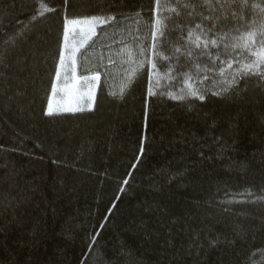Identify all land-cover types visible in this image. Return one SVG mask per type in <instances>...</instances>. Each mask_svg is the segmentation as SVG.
<instances>
[{
    "label": "trees",
    "instance_id": "1",
    "mask_svg": "<svg viewBox=\"0 0 264 264\" xmlns=\"http://www.w3.org/2000/svg\"><path fill=\"white\" fill-rule=\"evenodd\" d=\"M197 2L0 0V264H264V0ZM71 19L94 99L49 115Z\"/></svg>",
    "mask_w": 264,
    "mask_h": 264
},
{
    "label": "rangeland",
    "instance_id": "2",
    "mask_svg": "<svg viewBox=\"0 0 264 264\" xmlns=\"http://www.w3.org/2000/svg\"><path fill=\"white\" fill-rule=\"evenodd\" d=\"M84 20V19H71L66 22L67 24V38L63 43V63L59 66V78L54 80L52 93L50 95L49 106L51 112H64L68 109L79 110L88 108L92 105L97 77L87 76L78 77L75 73L74 55L86 40L94 34L96 26L99 22L92 19V23L84 24H71L69 21Z\"/></svg>",
    "mask_w": 264,
    "mask_h": 264
},
{
    "label": "snow or ice",
    "instance_id": "3",
    "mask_svg": "<svg viewBox=\"0 0 264 264\" xmlns=\"http://www.w3.org/2000/svg\"><path fill=\"white\" fill-rule=\"evenodd\" d=\"M191 3H192V11H189L188 12V16L190 18H193L195 17V9L197 7H200L201 9L204 8V5L203 4H199L197 2V0H191ZM236 6V5H234ZM181 7H187V5H181ZM179 15V13H178ZM233 15H235V13H233ZM113 19H115V17H113ZM207 22V27H205V24ZM69 23L71 24H79V23H84V24H89V23H92V19H84V20H73V21H69ZM157 24H159V20L156 21ZM189 25L192 26L194 25V28L196 30H198L201 34L200 35H196L195 36V41H196V44H195V47L197 49L200 48V41L203 40L204 41V45L205 47H207V45L209 43H211V45L213 46H217L219 42L223 41L224 40V37H219L216 38L215 36V32L217 30H219L220 28V25L216 24V23H212L211 22V16L210 15H207L205 14L203 11L201 12L200 14V17L199 19H190L189 21ZM163 35V34H161ZM193 33L192 31H189L188 32V36L189 37H192ZM254 35V33H248V36L249 38L251 39V37ZM156 36H157V33L155 31L152 32V37H153V40L155 41L156 40ZM67 38V24L65 25V39ZM238 40L241 39V38H237ZM235 47V45H233ZM245 47H248V42H246L245 44ZM249 50H251L249 48ZM175 51L177 53H180L181 52V48L180 47H176L175 48ZM156 52H155V45L153 46V55H155ZM187 55L189 57L193 56L194 53L193 52H188ZM253 55L257 56V60L253 63V64H250V65H246L245 68V72H244V75H249L251 74V69L255 66H258L260 63H264V48H262L259 52H254ZM61 63H63V54H61ZM156 67L155 64L152 65V69L154 70ZM181 67H183V65H181ZM57 78H59V71L57 70ZM233 83H235V80L233 81ZM189 95H192V96H197L198 93L196 91H190L188 93ZM215 94V93H213ZM180 98H183V97H180ZM200 99H203L204 97L201 95L199 97ZM69 111H72L73 109H68ZM48 114L51 115V106H49V110H48Z\"/></svg>",
    "mask_w": 264,
    "mask_h": 264
}]
</instances>
